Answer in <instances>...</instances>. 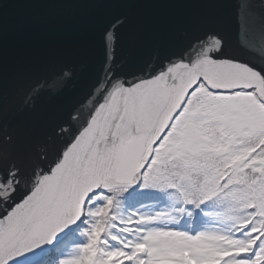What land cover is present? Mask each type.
<instances>
[{
	"label": "snow or ice",
	"instance_id": "6c2138e0",
	"mask_svg": "<svg viewBox=\"0 0 264 264\" xmlns=\"http://www.w3.org/2000/svg\"><path fill=\"white\" fill-rule=\"evenodd\" d=\"M11 6L0 264H264V0L238 5L239 51L230 0H15V23ZM101 13L96 66L10 54L13 31Z\"/></svg>",
	"mask_w": 264,
	"mask_h": 264
},
{
	"label": "water",
	"instance_id": "95a60500",
	"mask_svg": "<svg viewBox=\"0 0 264 264\" xmlns=\"http://www.w3.org/2000/svg\"><path fill=\"white\" fill-rule=\"evenodd\" d=\"M15 0H8L10 5L8 15L10 20L20 22L26 18V13L14 6ZM244 0H230L233 5L230 15V31L233 46L240 50L241 18L238 5ZM108 14H94L87 24L74 21L55 22L43 29H28L22 32L13 31L9 36L10 54L13 57L26 56L33 60H41L49 55L63 56L79 65L96 66L103 58L104 38L103 27ZM136 15L133 14V22ZM130 26L118 34L116 45L117 55L127 64L136 63L146 55V49L132 45L129 42Z\"/></svg>",
	"mask_w": 264,
	"mask_h": 264
}]
</instances>
